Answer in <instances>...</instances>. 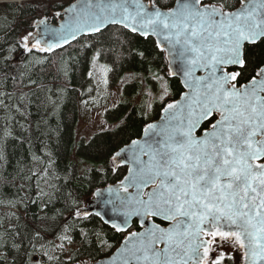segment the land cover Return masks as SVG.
Returning <instances> with one entry per match:
<instances>
[{"label":"snow or ice","instance_id":"snow-or-ice-1","mask_svg":"<svg viewBox=\"0 0 264 264\" xmlns=\"http://www.w3.org/2000/svg\"><path fill=\"white\" fill-rule=\"evenodd\" d=\"M13 11L32 15L0 29V264H264V0H0ZM138 42L158 88L138 130L98 149L93 213L35 149L36 89L55 92L32 69L55 54L67 76L91 53L106 87L93 69Z\"/></svg>","mask_w":264,"mask_h":264},{"label":"trees","instance_id":"trees-1","mask_svg":"<svg viewBox=\"0 0 264 264\" xmlns=\"http://www.w3.org/2000/svg\"><path fill=\"white\" fill-rule=\"evenodd\" d=\"M8 2L27 4L29 0H8ZM31 15L30 11L27 16H23L19 11H13L5 21L3 15L0 14V29L7 28L11 33L12 27L25 26V21ZM13 19L16 20V25L12 24ZM3 38L4 32L0 31V43H3ZM15 39L16 35L12 34L10 40ZM144 47L143 42L133 44L132 50H129L127 46L121 48L119 45H113L112 50L100 60L111 69L107 73L109 85H115L124 78L127 80L123 85L122 101L105 111V119L110 124V128L93 132L87 139L78 138L77 129L80 120L79 100L83 97L84 91L92 86V81L89 82L87 77L91 53L87 54L88 60L78 57L79 62L69 61L65 69L67 76L58 71L55 54L50 57L54 63L41 65L42 70L40 71L32 69L33 78L42 80L47 88H51L55 92V95H51L36 89L39 96L32 106L33 115L29 118L34 122V125L39 124V131L34 133L35 149H43L51 153V159L54 161L52 163L53 174L60 177V181H56V183L59 184L61 181L67 180L66 190L81 197L79 206L86 200L84 196L91 191L93 184L100 185L103 182L101 174L94 170L98 169L103 162V158L98 154V149L126 139L127 135L138 130L140 109L146 103L144 100L148 98L147 93L158 88L157 84L152 81L148 69L151 68L153 72L157 71L159 62L150 63L152 56L148 52H146L148 59H142L137 50H144ZM65 59H68L67 54H65ZM16 66L20 67V65ZM27 71L25 69L26 73ZM67 80H70L71 83L66 85ZM172 83L176 85L177 81L173 80ZM65 85L67 91L63 90ZM122 122L126 127L123 131H117L116 126ZM19 151L23 153L24 150L20 149ZM19 159H21L20 168H24L26 164L30 166V160H25L22 156ZM2 195L3 193L0 192V196ZM33 207L35 208V206ZM36 211L38 212L39 209ZM84 223L87 224V228L99 224L98 221ZM73 238L77 241V245L73 247H77L80 238L75 234Z\"/></svg>","mask_w":264,"mask_h":264},{"label":"rangeland","instance_id":"rangeland-1","mask_svg":"<svg viewBox=\"0 0 264 264\" xmlns=\"http://www.w3.org/2000/svg\"><path fill=\"white\" fill-rule=\"evenodd\" d=\"M99 64H104L99 61L97 68L93 69L94 76L98 74ZM108 79V77H107ZM126 78L121 79L115 85L105 87L103 83L97 86L96 80H92V86L84 91V95L80 98V120L77 129L78 138H89L93 132L110 128V124L105 119V111L123 99L122 91ZM93 91L89 92L88 89ZM86 101V103H85ZM148 102V98L144 100ZM145 103V104H146ZM90 166L89 164H87Z\"/></svg>","mask_w":264,"mask_h":264},{"label":"water","instance_id":"water-1","mask_svg":"<svg viewBox=\"0 0 264 264\" xmlns=\"http://www.w3.org/2000/svg\"><path fill=\"white\" fill-rule=\"evenodd\" d=\"M81 208H87L88 210H90L91 212H95L97 210V206L95 201H92L91 197H88L85 201L84 204L81 206Z\"/></svg>","mask_w":264,"mask_h":264}]
</instances>
